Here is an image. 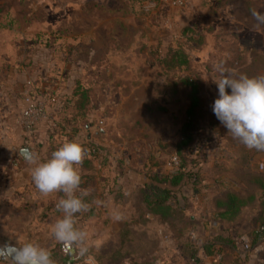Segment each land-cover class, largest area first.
<instances>
[{
	"label": "rangeland",
	"instance_id": "obj_1",
	"mask_svg": "<svg viewBox=\"0 0 264 264\" xmlns=\"http://www.w3.org/2000/svg\"><path fill=\"white\" fill-rule=\"evenodd\" d=\"M253 12L264 14V0H182L180 5L171 0H0V65L24 71L33 95L40 89L60 98L49 103L47 118L16 147H31L45 160L64 142L76 140L85 156L96 161L87 195L92 203L76 216V226L87 233L89 250L85 256L73 250L70 264H97V256L119 245L101 190L103 178L109 176L101 167L126 162L123 166L130 171L159 164L174 171L172 156L159 149L179 138L187 105L180 81L187 72L169 70L160 60L172 49L184 50L191 60L192 77L200 79L202 93L214 102L218 93L211 79L220 78L221 62L228 68L245 56L241 74L264 76V23L257 22ZM199 35L204 37L201 45ZM188 36L195 40H187ZM79 84L89 88L88 107L66 106L64 87L73 92ZM24 93L23 84L15 103L5 107L12 118L20 114ZM9 121L0 127L3 135L17 134V128L24 132ZM236 142L219 121L199 131L188 156L201 161L205 179L199 188L206 194L211 186L218 190L221 183L242 195L260 192L239 179L245 163ZM250 151L253 171L264 176V169H259L264 151ZM0 161V244L32 242L47 248L54 263L66 264L69 258L62 244L51 234L55 220L62 216L56 203L63 193L41 194L32 181L31 166L16 153L14 159L0 156ZM253 215L250 210L244 213L234 225L236 234L249 231L240 227ZM172 219L173 224L181 220L178 213ZM180 226L172 229L175 238L183 236ZM144 236L138 230L129 232L123 251L127 255L141 251L140 244L149 239ZM238 254L243 257L241 264H264V237L251 243L247 253L231 244L224 246L217 254L219 261L211 264H240Z\"/></svg>",
	"mask_w": 264,
	"mask_h": 264
},
{
	"label": "crops",
	"instance_id": "obj_2",
	"mask_svg": "<svg viewBox=\"0 0 264 264\" xmlns=\"http://www.w3.org/2000/svg\"><path fill=\"white\" fill-rule=\"evenodd\" d=\"M25 79L26 76L24 71L19 69L15 71L12 66L0 65V127H2L7 119L17 123V117L12 118L14 115H12L11 110L9 108L7 110L5 107L8 104L12 105V103H15V97L17 96L16 92L23 84L25 86ZM62 94L63 97L65 96L68 99L72 96V90L68 86L67 88L64 87ZM54 98L58 101L60 99L58 97ZM16 130L17 134L7 133L5 135L4 133L3 135L0 128V137L3 138V140L0 139L1 157L5 156L6 158L11 157L14 159L15 153L19 155L18 151L22 148L16 147L18 140H20V138L25 140L29 137L25 132H21L20 129L17 128ZM28 148L35 153L33 148ZM159 152L163 154L160 149ZM21 160L26 162L23 159ZM121 164L113 163L110 166L108 165V168L104 166L101 167L102 172L109 176L108 178H103L101 190L105 200V207L108 211V217L110 218L111 227L115 230V234L117 235L123 229L125 230L127 228L129 232L141 231V233L145 235L144 237L147 236L150 239H144V242L140 244L141 251L132 253V255L126 254L121 264H185L190 254V234L194 235L199 245L200 259L197 264H211L214 258L204 255L202 250L203 245L209 241H214L219 243L222 242V247H224L229 244L224 241L232 240L233 244L239 248L240 236L251 232L252 217L256 214L251 206L244 207L239 216L234 221L230 222L217 219L215 214L206 209V200L211 198L220 189L218 187V190H215V186H211L212 189L210 193L207 192L206 194V191L201 189L196 191L194 195L188 196L189 202L186 208L177 212L181 218L180 222L175 221L173 224L172 218L175 214L169 216L167 220L163 219L160 213L151 214L146 205L142 202L141 190L144 184L149 181L150 176L172 174L169 172V165L159 164L157 167L153 166L150 170H144L145 168L143 167V169L139 170L140 172H136L134 170L130 171L126 166H123L127 164L126 162L120 166ZM78 167L81 175V185L77 194L80 195L86 192L88 195L90 182L95 179L93 176V170L96 167L95 158L84 156L82 164ZM186 193L188 194L189 192L186 191ZM87 195L82 197L84 202L86 204L92 203V196ZM248 210L253 212L254 215L251 216V220L247 219V221L242 224L240 230L244 231L249 229V231L236 234L235 230H237V228L235 229L234 225L239 222L240 218H242L244 213ZM179 224L182 225L179 231L183 236L175 238L172 234V229ZM174 225L176 226L174 227ZM243 227L246 229H243ZM162 235H166L168 239L165 240ZM117 241L120 243L119 237H117Z\"/></svg>",
	"mask_w": 264,
	"mask_h": 264
},
{
	"label": "trees",
	"instance_id": "obj_3",
	"mask_svg": "<svg viewBox=\"0 0 264 264\" xmlns=\"http://www.w3.org/2000/svg\"><path fill=\"white\" fill-rule=\"evenodd\" d=\"M187 40L193 41L195 39L192 36H188ZM197 42L199 45L203 44L204 37L199 35ZM238 58H240L241 62L225 68L228 72H233L236 75L241 74L240 67L245 64V56ZM160 61L165 62V66L169 70L177 69L187 72V74L181 76L180 81L184 85L187 100L180 129V138L174 143L160 146L163 153L175 156L178 159L179 170L172 174L150 176L149 181L144 184L141 190L142 202L146 205L149 212L151 214L160 213V216L167 220L169 216H173L186 208L189 202L188 196L194 195L196 191L200 190L199 187L205 179L200 174L201 167L199 165L201 161L197 160V158H189L188 155L198 140L199 131L208 126V123L211 126H215L218 120L212 111L213 102H210L202 93L204 87L202 82L200 79L192 77L194 72H192L191 60L186 52L182 49H172ZM36 91V94L41 93L40 89ZM88 95L89 88L79 84L72 92V96L68 98L66 106L86 108L88 107ZM238 142L240 141L238 140ZM238 150L241 152L242 158L244 157L245 163L243 164V176L239 179H244L249 186H256L260 192L257 193L252 190L242 195L231 185H222L221 183V189L206 200L205 206L208 211L215 214L217 219L229 222L234 221L244 207L251 206L258 215L252 224L255 225L259 221L260 223L257 226H262L264 225V176L255 173L250 165L254 153L242 143L238 146ZM215 167L223 169L220 165ZM186 191L189 193L187 194ZM257 226H253L251 232L248 233L251 236V243L260 240L253 234V230ZM124 233L128 235L129 231L127 228L118 234L120 242L118 247L106 255L97 256V264H121L123 257L127 254L123 251L124 238H126ZM224 242L231 244L233 249H235V244H233L232 240ZM222 248V242L209 241L203 245L202 250L205 256L214 258L222 252ZM236 259V262L241 264V259L238 256Z\"/></svg>",
	"mask_w": 264,
	"mask_h": 264
},
{
	"label": "clouds",
	"instance_id": "obj_4",
	"mask_svg": "<svg viewBox=\"0 0 264 264\" xmlns=\"http://www.w3.org/2000/svg\"><path fill=\"white\" fill-rule=\"evenodd\" d=\"M259 23L264 14L253 12ZM219 79H211L217 87V97L212 111L220 124L248 149L264 151V76L236 75L217 65ZM21 155L31 166L30 174L38 191L43 195L63 193L56 209L62 216L55 220L52 237L66 250L76 251L80 256L88 253L87 233L76 226V216L88 210L83 196L77 195L81 185L79 165L85 156L83 146L76 140L64 142L51 156L41 160L29 149ZM0 260L11 264H54L51 252L32 242L0 244Z\"/></svg>",
	"mask_w": 264,
	"mask_h": 264
},
{
	"label": "built area",
	"instance_id": "obj_5",
	"mask_svg": "<svg viewBox=\"0 0 264 264\" xmlns=\"http://www.w3.org/2000/svg\"><path fill=\"white\" fill-rule=\"evenodd\" d=\"M182 0H171V4L180 5ZM32 82L27 81L25 84V93L22 97V108L19 116L17 117V124L24 130V132L30 136L35 133L38 123L47 118L48 105L50 102L55 101V98L43 93L33 95L32 94ZM171 165L173 166V173L179 170V161L175 156L171 157ZM259 169H264V163L259 165ZM253 234L262 239L264 237V225L257 226L253 230ZM165 240L168 239L166 235L163 236ZM240 247L238 248L242 253H247L251 248V236L249 234L241 235L239 238ZM190 254L187 257L185 264H197L199 258V245L194 238L193 234H190ZM62 252L64 256L69 258L66 264H70V260L74 254V251L66 250L62 245ZM238 257H243L238 254ZM219 261L220 256L216 255L213 261ZM216 263V262H215Z\"/></svg>",
	"mask_w": 264,
	"mask_h": 264
},
{
	"label": "water",
	"instance_id": "obj_6",
	"mask_svg": "<svg viewBox=\"0 0 264 264\" xmlns=\"http://www.w3.org/2000/svg\"><path fill=\"white\" fill-rule=\"evenodd\" d=\"M25 148L29 149L28 147H22V148H20L19 151H18L19 156H20L21 159H23V160H25V159L23 158V156L21 155V153H22L23 149H25ZM29 150H30V149H29ZM17 246H18V245H17ZM0 262H2V263H10V264H11V261H10V260H9V261L0 260ZM54 264H56V263H54Z\"/></svg>",
	"mask_w": 264,
	"mask_h": 264
}]
</instances>
